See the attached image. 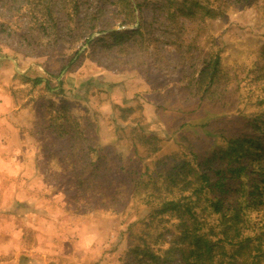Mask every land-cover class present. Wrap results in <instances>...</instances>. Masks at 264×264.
<instances>
[{
	"label": "rangeland",
	"instance_id": "obj_1",
	"mask_svg": "<svg viewBox=\"0 0 264 264\" xmlns=\"http://www.w3.org/2000/svg\"><path fill=\"white\" fill-rule=\"evenodd\" d=\"M129 2L131 8L126 0H0V99L10 105L6 115L21 126L19 141L10 137L5 145L9 150L18 146L24 153L25 144L36 151L34 158L18 160L20 168H28L30 180L41 186L35 191L36 198H42L36 201L39 207H45L46 199L49 208L58 206L62 214L60 222L39 224L61 239L60 244H47V259L53 264H189L173 250L177 220L147 225L150 210L143 200L145 190L140 188L132 197L136 183L129 174L113 179L114 188H123L116 199L102 200L92 192L66 188L72 183L71 175L60 173L62 164L46 158L42 148L52 139L44 129L54 109L67 105L66 114L90 123L92 134L104 142L121 134L114 130L116 124H139L172 148L178 142L192 143L194 124L205 118H221L217 126H225L228 136L241 130L251 133L250 123L264 109V0ZM138 27L140 32L133 31ZM115 31L126 34H112ZM216 53L221 54L220 72L208 87L209 69L201 70L208 68ZM36 77L49 80L54 93H60L48 92L44 83L35 85ZM129 107L132 111L122 110ZM182 122L186 125L180 127ZM211 130L210 137L205 132L198 138L197 150L216 144V125ZM257 144L250 150L251 156L255 152V181L264 188V175H260L264 135ZM112 145L121 155L133 153L128 138ZM61 147L59 139L51 146L62 151ZM64 147L67 152L68 146ZM12 167L13 160L0 159V169L8 172ZM17 178L0 177L2 204L12 197L10 182L17 183ZM19 203L24 210V203ZM253 215L264 246V204ZM141 236L150 243L143 244ZM23 238L45 241L38 234L25 233ZM13 243H0V264H21L27 249H32L22 241L13 249ZM146 246L160 257L136 254ZM244 254L238 264H251ZM218 258L220 264H229L228 258Z\"/></svg>",
	"mask_w": 264,
	"mask_h": 264
},
{
	"label": "trees",
	"instance_id": "obj_2",
	"mask_svg": "<svg viewBox=\"0 0 264 264\" xmlns=\"http://www.w3.org/2000/svg\"><path fill=\"white\" fill-rule=\"evenodd\" d=\"M126 1L127 7L131 8L129 0ZM133 31L140 32L141 29L138 27ZM120 33L126 34L122 31L112 34ZM220 61L221 54L216 53L209 60L208 68L201 70L209 69L208 87L215 83ZM33 83H44L48 92L60 93V90L54 93L49 80L42 77L34 78ZM65 106L68 107L62 105L54 109L51 114L55 115L49 113L48 131L44 129V132L52 139L49 143L43 142L42 148L46 158L56 159L62 164L60 173L71 175L72 183L67 184V189L92 192L102 200L116 199V193L123 188H114L113 179L116 175L129 174L136 183L131 188V196L138 195L140 188L145 190L143 200L149 204L150 210L147 225L154 220H177L173 250L179 252L181 261L220 264L218 256H222L228 258L229 264H238L247 253L251 264L264 262L263 241L261 235L255 232L253 215L264 204V188L255 181V152L251 156L250 150L251 147L257 148L259 138L264 135V109L250 123L253 128L251 133L241 130L228 136L223 130L226 128H222L225 126H217L221 118H205L194 124L192 135H195V140L192 143L178 142L177 148L169 144V149L162 143L163 138L145 131L139 124L135 127L116 124L114 130L121 134L116 132V138L111 136L110 142H104L98 134H92L90 123L71 119ZM122 110L132 111V108ZM52 116L57 122L51 119ZM184 125L186 122H182L180 127ZM214 125L217 136L213 139H218L216 144L197 150L195 143L198 138L205 132L210 137ZM250 125L246 124V127ZM132 132L135 134L131 135ZM123 138H128L132 144L133 153L129 156L116 152L112 145ZM56 139L62 143L63 152L51 148ZM141 237L143 244L150 243L147 237ZM136 254L160 257L151 250V246L142 247Z\"/></svg>",
	"mask_w": 264,
	"mask_h": 264
},
{
	"label": "crops",
	"instance_id": "obj_3",
	"mask_svg": "<svg viewBox=\"0 0 264 264\" xmlns=\"http://www.w3.org/2000/svg\"><path fill=\"white\" fill-rule=\"evenodd\" d=\"M1 94L2 93H0V95ZM4 101H1L0 99V159L13 160L14 167H12L11 170L8 172H5L4 169H0V177L6 176L7 178L11 179L12 177L17 178L20 175L22 179L20 181V178L18 177L17 183L10 182V190H12V197L10 199H6L5 204H2L0 201V243L2 242L3 244L5 242L7 245H11L14 240L12 246L13 249L18 248L23 244L27 245V247L32 248L27 249L29 254H27L28 256L24 258L21 264H53L52 261L54 260L47 259V244L50 243L51 245H56V242L59 243L58 239H61L59 236H54L52 232L46 233V228L44 226L43 228L39 224H47V220H52L53 222H60L62 214L59 210H57L59 208L58 206L53 207L54 205H50L49 208V206L46 204V202H48L46 199V202L44 204L45 207H39V204L36 201H42V198H36L35 191L37 187L41 186L37 185L36 182H32L30 180L31 174H27L28 168L27 170L24 168H20V162L18 160H20L21 158L32 159L35 157L36 151L30 150L28 146L24 147L25 144L23 145L24 153L22 152L23 150H20L18 146L12 150H9L8 147H6L5 144L9 141L10 137H12L15 142L19 141V136L21 137V126L19 123L15 124V122L11 121L9 116L6 115L8 113L10 105ZM145 108V111H148L147 105L145 106ZM6 122H8V126L6 125ZM9 124L11 125V127L9 126ZM9 128H11L12 130L10 131ZM14 150L16 152H13ZM25 151L28 152V155ZM32 171L37 172V170ZM3 185V183H0V189ZM42 187H45L44 189L46 190L48 188V185L44 184ZM19 201H22L24 203V210L20 209ZM4 209L8 210L9 214H4ZM52 213H57V215H52ZM22 221H27V223L23 226ZM3 226L6 228V230L2 228ZM25 233L27 235L38 234L39 238L41 235L45 237V241L43 242L42 240H40L37 243L30 242V238H28L27 240L23 238V235ZM43 233H45V235H43ZM15 240H17V243L15 242ZM21 241L23 244H20ZM12 247H9L8 249H11ZM52 253H57V255H60L58 254V252H55V250H52ZM54 259L57 262L60 260L59 257H56Z\"/></svg>",
	"mask_w": 264,
	"mask_h": 264
}]
</instances>
